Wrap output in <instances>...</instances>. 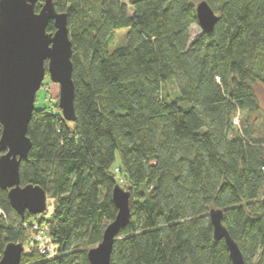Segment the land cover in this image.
Returning a JSON list of instances; mask_svg holds the SVG:
<instances>
[{
  "label": "trees",
  "instance_id": "1",
  "mask_svg": "<svg viewBox=\"0 0 264 264\" xmlns=\"http://www.w3.org/2000/svg\"><path fill=\"white\" fill-rule=\"evenodd\" d=\"M52 1L72 42L75 120L32 112L19 180L55 201L39 222L53 250L23 246L20 264H89L117 213L115 185L130 192V216L109 264H232L212 208L245 264H264V0H204L218 20L193 37L202 0H128L130 14L122 0ZM168 79L174 99L162 94ZM0 209L1 255L24 244L35 215L21 218L1 189Z\"/></svg>",
  "mask_w": 264,
  "mask_h": 264
},
{
  "label": "water",
  "instance_id": "2",
  "mask_svg": "<svg viewBox=\"0 0 264 264\" xmlns=\"http://www.w3.org/2000/svg\"><path fill=\"white\" fill-rule=\"evenodd\" d=\"M38 0H0V189L7 192L13 211L43 214L47 194L40 186L19 180V166L27 159L31 141L26 135L35 107V99L46 73L59 85L58 107L62 118L75 120L74 89L71 78L72 42L68 34L66 13L56 12L52 0H43L36 12ZM197 25L205 33L211 32L218 20L211 6L204 0L196 3ZM49 22L54 31L47 32ZM130 192L115 185L111 198L116 216L103 230L96 247L86 255L89 264H109L114 241L126 227L130 216ZM222 210L208 212L213 238L223 240L232 264H245L241 250L222 225ZM0 255V264H20L24 247L20 242L7 243Z\"/></svg>",
  "mask_w": 264,
  "mask_h": 264
},
{
  "label": "rangeland",
  "instance_id": "3",
  "mask_svg": "<svg viewBox=\"0 0 264 264\" xmlns=\"http://www.w3.org/2000/svg\"><path fill=\"white\" fill-rule=\"evenodd\" d=\"M127 6V9L129 10V14L132 12V9H130L128 0H122ZM200 30L198 25H194L191 27V37H193L197 32ZM114 38H113V44L110 46L111 48L117 47L120 44L123 43V37L125 33L127 32L126 29H119L116 30ZM59 85L58 83H53L50 79L48 74L44 76V81L38 90L36 94V99H35V107L37 109H46L51 112H60L59 107H58V96H59ZM178 88L177 85L174 83L173 79H168L165 84L164 88L162 91V94L167 97L168 99H174L177 96ZM256 92H258V97H259V102L262 105V108L264 109V88L262 86H258L256 89ZM61 114V112H60ZM119 163V157L117 155L115 164ZM125 189V188H123ZM126 190V189H125ZM47 206L46 210L43 212V215L48 219L51 215V211L53 207L55 206V201L53 199H47ZM42 217V216H41ZM23 247V245H22Z\"/></svg>",
  "mask_w": 264,
  "mask_h": 264
},
{
  "label": "built area",
  "instance_id": "4",
  "mask_svg": "<svg viewBox=\"0 0 264 264\" xmlns=\"http://www.w3.org/2000/svg\"><path fill=\"white\" fill-rule=\"evenodd\" d=\"M236 122L237 120L235 119V123ZM118 171L119 169L115 167V172L118 173ZM122 181V178L119 177L120 184ZM0 216H5L1 209ZM41 216H43V214L35 215L34 218L23 223L28 236L23 246L27 249L36 248L39 254L49 257L52 255L53 246L50 245V239L44 227L39 223Z\"/></svg>",
  "mask_w": 264,
  "mask_h": 264
}]
</instances>
